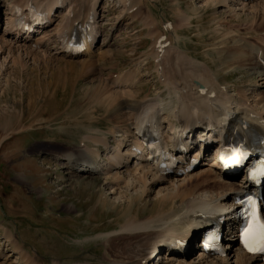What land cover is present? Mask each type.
<instances>
[{
  "label": "rangeland",
  "instance_id": "rangeland-1",
  "mask_svg": "<svg viewBox=\"0 0 264 264\" xmlns=\"http://www.w3.org/2000/svg\"><path fill=\"white\" fill-rule=\"evenodd\" d=\"M117 1L100 0L101 35L93 52L79 58L96 66L80 72L79 67L65 65L67 56L58 55L62 62L55 66L38 55L27 60L28 65L8 70L5 81H0V264L18 261L5 243V234L27 256L26 263L110 264V259L119 256L105 255L118 245L125 221L137 213L142 217L157 214V205L142 201L148 195L152 199L156 191L130 208L128 201L116 202L109 195L102 178L93 175V180H78L63 168L62 156L83 145L93 147L94 137L111 138L112 113L117 109L96 105L94 87L114 92L125 104L158 95L174 106L177 93L166 84L171 82L168 78L211 72L223 88L245 90L256 80L248 70L262 72L255 59L262 51L251 43L264 37L260 14L233 15L219 6L223 0H134L137 6L127 14ZM6 7L4 3L1 31L6 28ZM161 42L169 50L159 61ZM245 46L252 60L241 58ZM116 75L134 76L137 81L132 87L114 89L111 82ZM203 161L206 165L209 158L198 165Z\"/></svg>",
  "mask_w": 264,
  "mask_h": 264
},
{
  "label": "bare ground",
  "instance_id": "bare-ground-1",
  "mask_svg": "<svg viewBox=\"0 0 264 264\" xmlns=\"http://www.w3.org/2000/svg\"><path fill=\"white\" fill-rule=\"evenodd\" d=\"M99 2L100 0H0V15L3 4H7L4 10L6 28L4 31L0 30V72H7L2 73L3 78L0 76V81L8 75V70L23 66L29 62L27 60H35L33 56L38 55L45 60H51L55 66L62 62L58 55L67 56L69 60L66 59L65 65L68 68L79 67L80 72L85 68L96 66L94 62L84 64L79 58L83 52H93L91 48L97 44L101 35L99 10L101 2L100 4ZM117 2L122 6V12L127 14H131L137 6L134 0ZM219 6H224L233 15L246 14L250 17L260 14L262 18L259 17V20L262 19V23L260 21L259 23L264 24V0H223ZM135 12L134 16H137ZM60 14L61 19L53 26ZM20 19L25 23L20 24ZM262 28L261 34L264 33V26ZM257 29L259 30V27ZM37 30L39 31L36 34ZM254 33L257 35V32ZM262 36L257 41L251 42L255 48L262 51L261 55L255 56L262 72L247 69L256 80L252 87L245 90H236L228 86L223 88V84H220L218 82L220 80L211 72L198 75L188 73L184 75L185 78L182 76V78H172L170 71H166L165 74L172 76L171 80L167 77L171 82H165L170 83L172 85L170 87H173L177 93L174 106L171 100V103H167V100L158 95L156 98L148 96L135 101L136 103L128 101L125 104L114 92L101 86L94 87L98 92L94 100L96 105H105L108 110L117 109L112 113L115 119L110 128L111 138L94 137L93 140L91 139L93 147L83 145L84 148L77 152L62 156L66 174L78 180L89 178L93 180L95 175L102 178L109 195L114 197L116 202L128 201L130 208L132 203H140L142 196L144 198V195L156 191L152 199L148 195L142 201L145 203L151 201L158 209L156 215L142 217L141 213H137L125 221L120 230L121 238L118 240V245L113 244L114 249L110 247L105 255L111 258L114 254L119 256L110 259V264H149L151 260L150 264H264V255L249 254L241 248L240 243L238 244L241 231L240 223L235 217L237 208H234V205L237 197L251 189V185L245 181L248 173L245 172L240 180L235 181L236 174L225 170L218 171L216 169L220 165L217 159L218 153L216 157L209 159L206 165L204 164L206 161L194 165L203 158L198 149L190 150L196 147V144L193 142L192 146L180 150L175 143L182 141L181 136L172 133L175 132L173 129L175 126L179 127V130L190 129V133L201 128L200 136H206L204 129L212 123L220 124L221 119L229 120L236 113L230 122L229 130L223 133L224 138L220 136L216 139L217 151L227 145L228 139L246 143H251L256 138L264 141V37ZM73 43H84V51L75 54L69 49V45ZM159 45L157 51L160 61L169 49L167 50L166 42H161ZM53 49L57 51L52 53ZM241 54H244L242 57L239 55L243 60H252L246 46ZM172 63L171 66L175 67ZM201 68L203 69L202 65ZM161 72L163 74V71ZM189 72L191 74V71ZM164 78L168 80L165 76ZM136 81L134 76L120 75L110 82L116 89L124 86L128 88ZM165 126L167 131H164ZM152 135H160V141L168 144L162 157L171 155L179 159V165L175 169L163 173L158 161L151 158L144 137ZM195 138L197 137L193 139ZM187 144L188 141L182 146L186 148ZM97 146L103 150L99 151ZM87 155H90L88 161ZM93 175L94 177L91 178ZM155 186L158 187L154 188ZM261 202L264 215V185ZM214 223L223 228L224 242L223 250L211 255L205 253L201 245L194 247L193 240L195 241L200 232H205ZM139 233L144 235L137 236ZM201 237L203 238V235ZM4 240L7 246L12 248L11 252L17 254L18 261L13 263L30 264L26 263L27 256L19 251V247L9 236L5 234Z\"/></svg>",
  "mask_w": 264,
  "mask_h": 264
},
{
  "label": "snow or ice",
  "instance_id": "snow-or-ice-1",
  "mask_svg": "<svg viewBox=\"0 0 264 264\" xmlns=\"http://www.w3.org/2000/svg\"><path fill=\"white\" fill-rule=\"evenodd\" d=\"M245 237H246L245 242L247 244L248 243V241H247L248 232L245 233ZM249 247H250V250H252V251L257 250L256 248H252L251 246H249ZM258 250L264 252V224L261 225V244H260V247Z\"/></svg>",
  "mask_w": 264,
  "mask_h": 264
}]
</instances>
